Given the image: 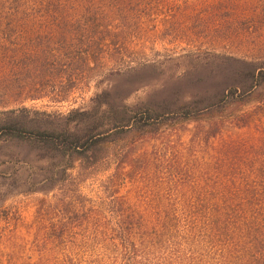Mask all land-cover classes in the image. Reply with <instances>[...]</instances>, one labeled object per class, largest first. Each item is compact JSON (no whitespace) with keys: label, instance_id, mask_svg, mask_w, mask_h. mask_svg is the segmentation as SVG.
<instances>
[{"label":"trees","instance_id":"1","mask_svg":"<svg viewBox=\"0 0 264 264\" xmlns=\"http://www.w3.org/2000/svg\"><path fill=\"white\" fill-rule=\"evenodd\" d=\"M130 4L0 0V145L22 143L44 157L91 166L110 161L113 170L105 183L114 189L148 166L159 167L166 182L194 189L192 199L180 191L175 203L146 207L114 196L112 219L104 227L102 220H93L96 211L88 209L86 223H98L93 236L101 255L90 252L82 259L67 236L47 233L49 243L71 248L58 264H264V171L224 166L214 171L216 183L209 187L183 181L192 148L204 146L216 152L214 157L238 161L240 142L223 134L250 124L249 114L236 112L244 103L243 92L230 87L201 108L182 102L169 115L146 103L127 105L130 90L112 84L92 96L93 106L71 108L58 121L49 119L53 113L24 105L43 99L65 102L91 74L120 63L127 47L116 38L132 17L126 13ZM263 79L259 72L258 80ZM188 121L194 125L183 142L173 125ZM148 141L152 148L139 151Z\"/></svg>","mask_w":264,"mask_h":264},{"label":"rangeland","instance_id":"2","mask_svg":"<svg viewBox=\"0 0 264 264\" xmlns=\"http://www.w3.org/2000/svg\"><path fill=\"white\" fill-rule=\"evenodd\" d=\"M126 13L132 17L116 38L127 47L120 63H108L91 74L65 102L43 99L24 105L53 113L49 119L58 121V115L71 108L93 106L92 96L112 84L130 90L127 105L146 103L169 115L182 102L201 108L234 87L244 99L236 112L251 116L249 126L223 134L240 142L238 161L214 157L216 152L204 146L192 148L183 181L209 187L216 183L214 171L224 166L264 171V79L258 80L259 72L264 75V0H131ZM131 68L136 69L126 71ZM193 125L175 123L178 140L187 142ZM152 143L138 150L149 151ZM112 170L110 161L91 166L44 157L22 143L0 145V264H58L71 248L46 240L47 233L57 232L67 236L82 259L90 252L100 256L102 249L93 236L98 223H86L88 209L96 211L93 220H102L104 227L112 219L114 196L141 207L175 203L182 197L180 191L193 198L192 187L166 182L157 166L138 170L136 179H126L115 189L105 183ZM59 220L66 223L57 224ZM82 236H90L89 241Z\"/></svg>","mask_w":264,"mask_h":264}]
</instances>
